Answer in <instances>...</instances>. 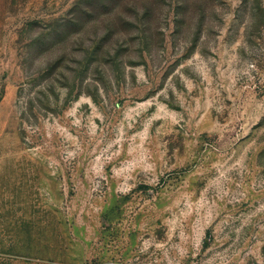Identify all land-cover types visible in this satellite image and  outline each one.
I'll use <instances>...</instances> for the list:
<instances>
[{"label": "rangeland", "instance_id": "1", "mask_svg": "<svg viewBox=\"0 0 264 264\" xmlns=\"http://www.w3.org/2000/svg\"><path fill=\"white\" fill-rule=\"evenodd\" d=\"M0 264H264V0H0Z\"/></svg>", "mask_w": 264, "mask_h": 264}]
</instances>
